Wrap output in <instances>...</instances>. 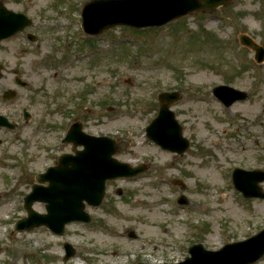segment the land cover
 <instances>
[{
  "label": "rangeland",
  "instance_id": "1",
  "mask_svg": "<svg viewBox=\"0 0 264 264\" xmlns=\"http://www.w3.org/2000/svg\"><path fill=\"white\" fill-rule=\"evenodd\" d=\"M86 1H22L38 24V57H48L51 68L38 83L39 127L19 135L21 171L10 169V162L0 169V191L8 190L1 173L22 174L16 194L0 199V264L177 262L192 243L214 250L260 230L264 200L243 198L230 177L234 167L264 170V60L257 64L254 51L238 42L244 33L264 47V0H232L155 29L116 26L95 37L80 29ZM218 84L245 90L248 99L224 108L211 94ZM175 90L181 96L172 110L191 139L181 156L164 152L144 134L157 113V93ZM75 120L88 133L114 137L116 157L147 170L106 182L102 204L86 206L89 224L70 223L63 236L43 227L11 233L25 214L21 196L35 173L68 150L61 138ZM204 165L219 178L194 173ZM260 186L264 191V182ZM181 194L187 204L177 203ZM33 209L44 212L42 203ZM130 230L135 238L127 236ZM64 241L77 250L67 262ZM256 264H264V257Z\"/></svg>",
  "mask_w": 264,
  "mask_h": 264
},
{
  "label": "water",
  "instance_id": "2",
  "mask_svg": "<svg viewBox=\"0 0 264 264\" xmlns=\"http://www.w3.org/2000/svg\"><path fill=\"white\" fill-rule=\"evenodd\" d=\"M230 0H91L82 8L81 28L90 35L98 34L116 25L134 28L159 26L195 10H212ZM20 18V17H19ZM15 22L19 21L14 17ZM11 25L7 24L9 29ZM17 29L14 28L13 31ZM241 44L257 51L259 62L264 51L245 35L240 36ZM214 93L227 105L233 100L242 99L244 93L233 88L217 87ZM177 94H160L159 115L146 128L147 136L163 148L183 151L187 142L181 138L180 127L168 104L176 100ZM63 142L73 146H83L75 154H64L58 158L56 166L48 167L44 173L36 175L37 183L24 197V210L27 216L18 220L15 230H30L45 226L53 233L62 235L64 226L71 221L89 222L90 216L84 211V201L96 206L104 194V182L116 177L132 176L145 170L144 166L131 168L127 163L118 162L112 155L116 152L115 142L107 137H93L81 131V124L74 123ZM264 180L262 171L235 170L233 182L246 197L264 198L258 182ZM48 182L44 186L43 183ZM34 201L45 202L46 213L35 212ZM130 235H133L130 233ZM64 260L75 254L69 243H64ZM190 257L176 264H252L264 254V229L242 240L225 244L216 251L205 250L201 244L189 247ZM144 264V263H137Z\"/></svg>",
  "mask_w": 264,
  "mask_h": 264
},
{
  "label": "flooded vegetation",
  "instance_id": "3",
  "mask_svg": "<svg viewBox=\"0 0 264 264\" xmlns=\"http://www.w3.org/2000/svg\"><path fill=\"white\" fill-rule=\"evenodd\" d=\"M22 1L0 0V27L6 25L2 18L5 20L8 11L24 14L28 21L22 30L0 37V165L22 154L17 142L22 129L32 124L38 126V82L42 79L40 74H47L49 67L43 57L39 64V53L34 49L40 41L38 24L23 11ZM5 33L6 30L0 29V36Z\"/></svg>",
  "mask_w": 264,
  "mask_h": 264
},
{
  "label": "bare ground",
  "instance_id": "4",
  "mask_svg": "<svg viewBox=\"0 0 264 264\" xmlns=\"http://www.w3.org/2000/svg\"><path fill=\"white\" fill-rule=\"evenodd\" d=\"M197 169L196 172H194L196 175H200V176H204L205 174L208 175L210 178H212L213 180H216L217 178H219L218 173H216L213 169H210V167L208 165H204L202 167H198L195 168ZM144 200H141L140 202H143ZM148 204L152 203L153 200L149 199V200H145ZM231 211H233V209H231ZM130 214V213H129ZM153 216H155L156 219H158V214L157 211H153L152 212ZM154 221V220H153Z\"/></svg>",
  "mask_w": 264,
  "mask_h": 264
}]
</instances>
